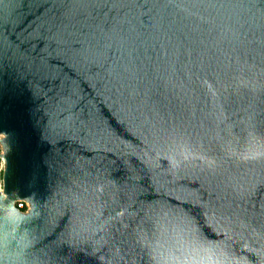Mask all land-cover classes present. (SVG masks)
Wrapping results in <instances>:
<instances>
[{
    "label": "water",
    "instance_id": "1",
    "mask_svg": "<svg viewBox=\"0 0 264 264\" xmlns=\"http://www.w3.org/2000/svg\"><path fill=\"white\" fill-rule=\"evenodd\" d=\"M0 133L32 264H264V0H0Z\"/></svg>",
    "mask_w": 264,
    "mask_h": 264
},
{
    "label": "clouds",
    "instance_id": "2",
    "mask_svg": "<svg viewBox=\"0 0 264 264\" xmlns=\"http://www.w3.org/2000/svg\"><path fill=\"white\" fill-rule=\"evenodd\" d=\"M6 138V133H0V141ZM5 155V147L0 144V264H32L30 254L37 242L33 221L39 215L35 193L21 197L19 192L5 191ZM217 243L209 241L210 246L202 248L195 259L163 253L156 264H239L226 248L214 247Z\"/></svg>",
    "mask_w": 264,
    "mask_h": 264
}]
</instances>
